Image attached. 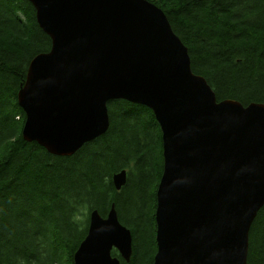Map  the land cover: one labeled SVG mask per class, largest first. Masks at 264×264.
Segmentation results:
<instances>
[{
    "label": "water",
    "instance_id": "1",
    "mask_svg": "<svg viewBox=\"0 0 264 264\" xmlns=\"http://www.w3.org/2000/svg\"><path fill=\"white\" fill-rule=\"evenodd\" d=\"M28 1L52 49L33 59L18 95L24 139L74 156L109 130L110 102L148 107L164 156L154 264H247L264 208V103L218 101L166 13L148 0ZM127 176H113L117 191ZM113 250L127 261L133 253L115 204L106 217L92 211L74 264H121Z\"/></svg>",
    "mask_w": 264,
    "mask_h": 264
},
{
    "label": "trees",
    "instance_id": "2",
    "mask_svg": "<svg viewBox=\"0 0 264 264\" xmlns=\"http://www.w3.org/2000/svg\"><path fill=\"white\" fill-rule=\"evenodd\" d=\"M148 1L166 13L218 101L264 103V0ZM51 49L28 0H0V264H74L90 214L106 217L114 204L132 232L133 254L130 263L117 250L113 256L153 264L160 125L148 107L118 100L108 105L107 133L74 156L27 142L18 95L33 59ZM122 170L128 181L117 191L113 176ZM247 264H264V208L251 228Z\"/></svg>",
    "mask_w": 264,
    "mask_h": 264
},
{
    "label": "bare ground",
    "instance_id": "3",
    "mask_svg": "<svg viewBox=\"0 0 264 264\" xmlns=\"http://www.w3.org/2000/svg\"><path fill=\"white\" fill-rule=\"evenodd\" d=\"M36 13H37V12H36ZM29 67H30V66H29ZM28 70H29V69H28ZM27 75H28V74H27ZM24 127H25V126H24ZM23 132H24V129H23ZM23 136H24V135H23ZM84 146H85V145H84ZM84 146H83V147H84ZM83 147H82V148H83ZM82 148H81V149H82ZM81 149H80V150H81ZM122 171H123V170H122ZM126 171H127V170H126ZM118 173H119V172H118ZM127 173H129V172L127 171ZM116 174H117V173H116ZM127 181H128V176H127ZM126 184H127V183H126ZM124 187H125V186H124ZM112 206H113V205H112ZM88 231H89V229H88ZM87 235H88V234H87ZM86 237H87V236H86ZM86 237H85V238H86ZM156 242H157V234H156ZM157 247H158V242H157ZM157 251H158V250H157ZM112 253H113V251H112ZM118 253H119V252H118ZM132 254H133V253H132ZM112 255H113V254H112ZM156 255H157V254H156ZM119 256H120V258L122 259L123 262H125V263H130L131 259H130L129 261H127L126 259L122 258L120 254H119ZM131 257H132V256H131ZM155 257H156V256H155ZM117 258H118V257H117ZM121 259H120V260H121ZM154 262H155V260H154Z\"/></svg>",
    "mask_w": 264,
    "mask_h": 264
},
{
    "label": "rangeland",
    "instance_id": "4",
    "mask_svg": "<svg viewBox=\"0 0 264 264\" xmlns=\"http://www.w3.org/2000/svg\"><path fill=\"white\" fill-rule=\"evenodd\" d=\"M114 101H118V100H114ZM113 102V101H112ZM109 105V104H108ZM25 112V111H24ZM25 114H26V112H25ZM26 118H27V115H26ZM26 122V121H25ZM25 126V125H24ZM24 129V128H23ZM23 138H24V136H23ZM100 138V137H99ZM41 146V145H40ZM43 147V146H42ZM44 148V147H43ZM45 149V148H44ZM47 150V149H46ZM47 152H48V150H47ZM49 153V152H48ZM51 154V153H50ZM152 191V189H150L149 190V192H151ZM157 249H158V247H157ZM157 254V253H156ZM156 256V255H155ZM155 260V259H154ZM154 264V263H153Z\"/></svg>",
    "mask_w": 264,
    "mask_h": 264
}]
</instances>
